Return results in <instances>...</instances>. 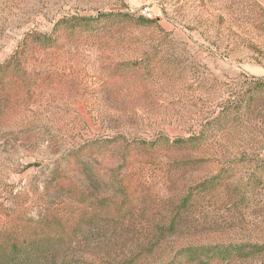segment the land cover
Returning a JSON list of instances; mask_svg holds the SVG:
<instances>
[{"label": "rangeland", "instance_id": "rangeland-1", "mask_svg": "<svg viewBox=\"0 0 264 264\" xmlns=\"http://www.w3.org/2000/svg\"><path fill=\"white\" fill-rule=\"evenodd\" d=\"M103 15L81 35L56 30ZM55 31V44H33ZM3 65L0 236L50 212L114 213L48 186L67 154L119 137L108 159L82 157L94 193L125 194L133 214L84 231L66 264H264L220 253L264 247V0H0ZM191 137L158 155L138 145ZM189 249L212 254L191 261Z\"/></svg>", "mask_w": 264, "mask_h": 264}, {"label": "trees", "instance_id": "trees-1", "mask_svg": "<svg viewBox=\"0 0 264 264\" xmlns=\"http://www.w3.org/2000/svg\"><path fill=\"white\" fill-rule=\"evenodd\" d=\"M109 20V16L103 15L98 18V21H93L89 18H70L58 23L56 30L64 26L66 31L80 35L84 30L92 28L94 22ZM141 24L151 26L153 23L146 18L142 19ZM56 32V33H55ZM53 35H45L34 40L33 44L40 47H48L55 44L58 40V32ZM60 33V32H59ZM58 34V35H57ZM11 66H0V107L4 106L10 99V92L7 88L8 76ZM264 88V84L260 86ZM9 98V99H8ZM199 137H191L188 139L175 140L172 143L169 140H163L162 144L157 145L155 142L141 141L138 145L142 151L150 152L151 155L159 154L160 148L176 150L183 147H188L192 143H198ZM119 137L106 139L104 141L95 140L78 152H72L66 155L64 166H59L53 172L50 184L48 186L49 193L56 199L74 201L80 204L90 202L95 199L97 204H109L116 208L113 211L88 212L83 211L76 213L67 218H59L52 212L44 215L37 221H32L25 225L21 230L0 236V264H66L64 258L68 257L70 249L78 240L79 236L84 231L102 230L108 227L110 222L125 220L131 216V206L126 208L127 201L123 193L115 191H99L94 193L92 185H94V174L91 168V163L82 157V154L95 155L104 160L111 157L120 146ZM119 146V147H118ZM159 150V151H158ZM107 155V156H105ZM106 157V158H105ZM202 190H207L210 186L208 183L202 184ZM176 231L175 223L170 224L166 229L161 230V234H172ZM226 248L222 250L221 258L229 259L232 255L246 257L256 254H263L264 247L256 246L249 252L245 253V248ZM191 261L200 257H209L212 254L211 250L204 249L199 255L196 249L187 250Z\"/></svg>", "mask_w": 264, "mask_h": 264}, {"label": "built area", "instance_id": "built-area-1", "mask_svg": "<svg viewBox=\"0 0 264 264\" xmlns=\"http://www.w3.org/2000/svg\"><path fill=\"white\" fill-rule=\"evenodd\" d=\"M148 13V12H147ZM146 17L148 18V20H153V16L151 14H146Z\"/></svg>", "mask_w": 264, "mask_h": 264}]
</instances>
